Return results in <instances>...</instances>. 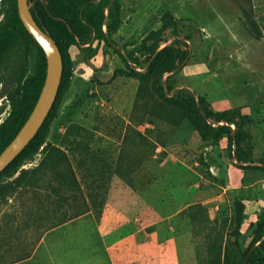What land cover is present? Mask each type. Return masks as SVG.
<instances>
[{
	"label": "rangeland",
	"instance_id": "rangeland-1",
	"mask_svg": "<svg viewBox=\"0 0 264 264\" xmlns=\"http://www.w3.org/2000/svg\"><path fill=\"white\" fill-rule=\"evenodd\" d=\"M119 2L122 23L110 45L71 46V82L47 136L71 161L79 185L71 204L90 207L55 230L65 235L66 263L234 264L264 218V36L249 33L242 11L250 8L264 31V0ZM167 15L179 20L163 30L159 48L175 44L185 56L163 74L165 96L193 95L214 112L247 115L241 147L250 160L217 135L224 121L201 120L162 96L152 78L133 75L146 70L143 41ZM16 73L13 59L0 71V123ZM235 199L245 205L239 234ZM29 200L0 202V261L32 247L35 225L11 218Z\"/></svg>",
	"mask_w": 264,
	"mask_h": 264
},
{
	"label": "trees",
	"instance_id": "trees-1",
	"mask_svg": "<svg viewBox=\"0 0 264 264\" xmlns=\"http://www.w3.org/2000/svg\"><path fill=\"white\" fill-rule=\"evenodd\" d=\"M28 2L37 24L59 46L63 57V72L56 99L43 124L22 151L0 173V202L9 196H30V200L23 202L11 215L12 220L20 221L25 228L35 225V233L31 235L33 238L31 249L13 255L6 261H0V264L27 257L33 245L46 230L90 209L85 201L78 205L71 204L79 198L77 178L66 151L49 142L47 136L50 125L58 116L61 96L71 82V46H81L87 42L91 44L94 41L110 45L111 35L122 23V7L119 0H28ZM242 11L249 33L256 39L262 38L264 31L250 8L242 6ZM178 20L172 15H167L161 27L144 39L143 47L150 54L147 68L144 71L132 69L133 75L143 80L152 78L154 87L162 96L168 98L172 104L194 113L201 120L224 121L225 123L217 125V135L227 134L230 146L236 145L235 151L239 159L250 160L241 147L247 136L243 129L250 120L247 115L233 109L214 112L207 106L204 98L199 100L198 106L193 95H188L190 98L184 99L178 96H165L162 76L165 72L175 69L185 54L181 47L175 44H166L159 48V41L163 30L176 25ZM148 39H153L151 45L147 44ZM10 59L16 61L17 73L14 87L5 93L10 111L0 123V153L33 110L46 76L45 53L24 26L18 13L17 0H0V71ZM231 123L237 128L235 132ZM38 154H41V157L36 164L24 166L35 161ZM62 200L67 201L70 206ZM244 207L243 201L234 200L235 234L240 232ZM28 220H33V223L28 224ZM235 243L239 246L238 239ZM1 249L0 245V251ZM234 264H264V218L258 223L250 243Z\"/></svg>",
	"mask_w": 264,
	"mask_h": 264
},
{
	"label": "water",
	"instance_id": "water-1",
	"mask_svg": "<svg viewBox=\"0 0 264 264\" xmlns=\"http://www.w3.org/2000/svg\"><path fill=\"white\" fill-rule=\"evenodd\" d=\"M19 16L46 57V76L30 115L16 135L0 153V173L29 143L46 119L56 99L63 72V57L59 46L37 24L29 9L28 0H17Z\"/></svg>",
	"mask_w": 264,
	"mask_h": 264
},
{
	"label": "crops",
	"instance_id": "crops-1",
	"mask_svg": "<svg viewBox=\"0 0 264 264\" xmlns=\"http://www.w3.org/2000/svg\"><path fill=\"white\" fill-rule=\"evenodd\" d=\"M66 223L67 222H63V224L46 230L41 235L39 242L37 243L35 248H33L31 254H29L27 257L6 264H67L65 259V253L63 251L65 246L63 242L65 240V235H60L55 231L57 228ZM129 236L130 234L123 236L121 238L122 242L129 238ZM115 244L117 243H113L108 246L107 250L113 248ZM138 248H141V244H138Z\"/></svg>",
	"mask_w": 264,
	"mask_h": 264
}]
</instances>
